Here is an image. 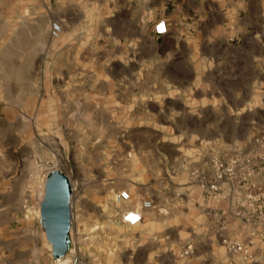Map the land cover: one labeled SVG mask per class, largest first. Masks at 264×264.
Segmentation results:
<instances>
[{"label":"rangeland","instance_id":"374dc122","mask_svg":"<svg viewBox=\"0 0 264 264\" xmlns=\"http://www.w3.org/2000/svg\"><path fill=\"white\" fill-rule=\"evenodd\" d=\"M105 4L0 0V264H64L40 211L54 170L71 186L70 255L174 264L186 243L204 254L213 236L228 259L221 238L248 231H212V195L192 176L232 149L264 153V73L243 72L237 59L253 29L242 12L202 26L193 55L167 68L150 37L143 50L115 41ZM220 53L229 58L206 63ZM121 190L130 201H115ZM145 198L152 206L141 222L119 221Z\"/></svg>","mask_w":264,"mask_h":264},{"label":"crops","instance_id":"0c3cea01","mask_svg":"<svg viewBox=\"0 0 264 264\" xmlns=\"http://www.w3.org/2000/svg\"><path fill=\"white\" fill-rule=\"evenodd\" d=\"M108 5V12L102 10L101 16L107 20L105 24L113 28L115 41H123L128 46L144 49L145 41H151L160 50L159 58L164 67H171L172 59L178 57L192 56L191 51L197 48L198 28L202 26L211 27L214 23L227 21L233 16H238L240 12L253 32L244 34L242 45H237V59L241 66H246L243 72H253V74L264 73V0H98ZM163 18L167 25V30L163 34L155 35L152 32V25L158 19ZM112 34V35H113ZM106 41V39L102 40ZM228 41V39H226ZM131 49V48H130ZM185 51V52H183ZM190 51V52H186ZM223 53V52H222ZM206 55V63L211 64L213 57L220 59L229 58V55ZM126 57V54L119 53ZM188 56V57H189ZM208 56V58H207ZM188 60V58H187ZM186 66H195V61L185 63ZM211 66V65H210ZM195 71V70H194ZM212 208L216 209V218H212L211 230L217 233L220 230L221 216L224 229L218 235L234 236L244 238L247 234L249 225L240 218L231 214L226 199L210 196ZM146 211V210H144ZM142 212V218L143 213ZM141 222V221H140ZM204 254H197L192 251L189 255L178 259L174 264H186L185 258L188 257L187 264H238V257H224L223 248L213 236L209 240V245L205 248ZM252 258L243 264H264V245L256 243L250 247Z\"/></svg>","mask_w":264,"mask_h":264},{"label":"built area","instance_id":"2783aa9c","mask_svg":"<svg viewBox=\"0 0 264 264\" xmlns=\"http://www.w3.org/2000/svg\"><path fill=\"white\" fill-rule=\"evenodd\" d=\"M166 30L167 25L163 18L152 25L155 35L163 34ZM49 31L52 37H57L61 32V23L52 21ZM193 175V181L202 191L216 198L226 199L231 214L249 225L245 240L222 237L221 241L230 256L238 257L239 264L250 261V247L256 243L264 245V153L254 146L232 149L212 160L207 170L195 169ZM115 200L118 203L128 202L131 197L127 190H121L115 195ZM151 206V199L145 198L137 207L124 209L120 213L119 221L131 226L137 225L142 220V212ZM222 219L221 216L219 226L223 229ZM193 250V244L188 242L179 255L187 256ZM61 261L64 264H88L75 253Z\"/></svg>","mask_w":264,"mask_h":264},{"label":"water","instance_id":"95a60500","mask_svg":"<svg viewBox=\"0 0 264 264\" xmlns=\"http://www.w3.org/2000/svg\"><path fill=\"white\" fill-rule=\"evenodd\" d=\"M71 186L69 176L54 170L47 175L41 201V217L53 247H60L58 260L69 257L71 250L66 245L71 224Z\"/></svg>","mask_w":264,"mask_h":264},{"label":"bare ground","instance_id":"6f19581e","mask_svg":"<svg viewBox=\"0 0 264 264\" xmlns=\"http://www.w3.org/2000/svg\"><path fill=\"white\" fill-rule=\"evenodd\" d=\"M115 201H116V200H115ZM126 208H127V207H126ZM126 208H125V209H126ZM66 245H68V244L66 243ZM60 250H61V248H59L58 251H57L55 254H58V252H59Z\"/></svg>","mask_w":264,"mask_h":264}]
</instances>
